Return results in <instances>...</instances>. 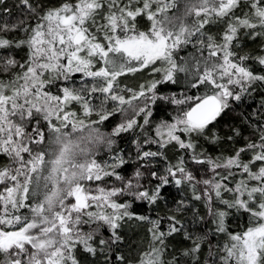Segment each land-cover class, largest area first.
I'll return each instance as SVG.
<instances>
[{
	"label": "snow or ice",
	"instance_id": "obj_1",
	"mask_svg": "<svg viewBox=\"0 0 264 264\" xmlns=\"http://www.w3.org/2000/svg\"><path fill=\"white\" fill-rule=\"evenodd\" d=\"M0 7L10 11L7 0ZM17 7L24 15L16 23L0 22V155L8 159L0 165V264H81V252L104 264H199L205 244L206 264H264V124L245 115L255 131L245 137L233 127L227 141L244 143L226 156L206 155L199 143L225 139L210 126L264 88V47L237 51L242 37L264 45V0H18ZM146 69L151 78L137 89L121 87L120 77ZM164 84L184 91L161 95ZM158 101L175 114L146 130ZM73 105L98 119L80 118ZM117 115L111 133L95 126ZM137 127L145 139L134 141L141 163L130 177L117 171L128 162L118 152L98 162L100 145L111 151L113 136ZM166 150L182 154L172 163ZM160 162L163 170L146 178L142 169ZM189 164L211 176L198 178ZM169 186L190 187L203 201L211 235L188 229L185 201L156 219L132 210L158 205ZM231 210L247 216L241 231L229 230ZM130 220L149 225L147 247L131 259L110 255ZM200 222L194 213L192 223ZM177 236L190 244L169 253Z\"/></svg>",
	"mask_w": 264,
	"mask_h": 264
},
{
	"label": "trees",
	"instance_id": "obj_2",
	"mask_svg": "<svg viewBox=\"0 0 264 264\" xmlns=\"http://www.w3.org/2000/svg\"><path fill=\"white\" fill-rule=\"evenodd\" d=\"M58 0H51V3L55 4ZM18 0H7V7L10 9L9 12H4L3 8L0 7V22H4L5 20L8 23H16L18 18L22 17L24 14L20 8L17 7ZM212 32L216 34V27L212 26ZM264 47L261 44L260 40L257 39L255 41L248 39L247 37L241 38V54L244 52L249 53H258L260 48ZM193 51L191 46H189L184 51L180 52L179 55L187 56L189 52ZM17 57L22 59L23 52H19ZM250 64L254 63L253 61H249ZM255 67L259 70V66L255 65ZM151 77L148 75V70H144L141 72H137L135 74H128L126 76H122L119 78V83L121 87H127L132 89H137L140 84L145 83ZM73 80L76 82V86H79L82 82V77L80 74H75L73 76ZM88 82V81H84ZM159 94L165 96H171L173 94L179 96L184 91V85H173V84H164L159 86ZM193 92H197V90H191L188 92L189 95L193 94ZM126 95H128L126 93ZM94 104H98L99 100H93ZM136 103H139L137 101ZM264 105V88H257L256 91L253 92L251 96L246 97L245 101L241 104H233V107L226 111L215 123L213 127L215 132L225 138L218 144H210L207 141L201 140L199 143L202 145L205 154L211 156H219L224 154L225 156L230 154L233 151L234 147H239L244 141L240 138H237L234 142L227 141L226 137L231 134V130L233 127L240 128L243 136L248 137L252 135L255 131L252 127L249 126V121L245 120V115L249 116L250 120L256 121L258 124H264V108L261 107ZM73 109L77 111L80 118L87 120H96L98 117L96 115H92L91 117H84L83 113L79 109V106L73 105ZM175 106L166 104L163 101H158L156 105L152 106L153 115L150 118V124L145 126L146 130L154 128L156 124H158L161 120H170L171 116L175 114ZM259 113L258 115H253ZM140 123L143 122V116L138 118ZM120 122L119 115L110 118V120L105 121L103 124L95 125L96 127L101 128V130L105 133H111L113 128ZM154 134V133H152ZM112 139L115 141V144L112 146L111 151H109L104 145L99 146V152L96 156L98 162L110 161L112 155L114 153H120L124 155L127 159V163L122 167L117 169L122 175L125 177H130L137 168L139 161L135 160L137 155L136 153V145L134 141L139 140L141 143L145 139L143 132L139 127L135 128L132 131L121 133L119 136H113ZM145 149L156 150L155 145H143ZM169 160L172 163H175L177 158L182 154L179 150H166ZM185 158L187 159V155L185 154ZM8 163L7 157L0 155V165ZM163 162L158 164H154L152 168L142 169L145 171L146 178L147 172L153 170L154 168H159L161 171ZM189 167L198 178H208L211 176V173H203L199 171V169L203 168L202 165H193L189 164ZM103 183V182H98ZM119 183V182H115ZM154 183V181L152 182ZM203 185H199L198 188H202ZM193 192L190 187L182 186L181 188H176L175 186H169L168 190L164 193L165 199L161 200L158 205L148 206L144 205H133L132 210L135 211L138 215H147L152 219H156L157 217H165L167 215L172 214L171 210L175 209L178 205L179 201H185L189 209L188 211L180 214L182 219L187 223V227L194 234H201L202 232L207 231L209 235L214 230L215 225L211 223V218L207 215V209L204 207L203 201H196L192 198ZM194 213H198L199 215L204 216V222L193 224L192 221L194 219ZM166 221H162V227L166 226ZM228 227L230 231H241L243 227L247 224V216L243 213H237L235 210H231V214L228 217ZM149 225L146 222H140L136 220L127 221L122 228L119 230L121 236L123 237L121 245L116 248L114 253L110 255L115 256L118 254H124L128 256L130 259L135 257L140 249L146 248L148 244V236L147 228ZM105 236L108 235L107 230L104 231ZM215 241L216 238L212 237ZM224 242V238H219V243L222 244ZM189 241H183L182 237L177 236L174 239H171L170 247L168 252L171 253L173 250L177 251L179 254L180 251L184 249L185 245H189ZM79 258L81 260V264H104V257L101 256L99 258H93L88 256L86 253H80ZM167 258V253H166ZM209 259V250L208 245L205 244L200 253L199 264H206ZM113 264H120L119 261H113Z\"/></svg>",
	"mask_w": 264,
	"mask_h": 264
},
{
	"label": "rangeland",
	"instance_id": "obj_3",
	"mask_svg": "<svg viewBox=\"0 0 264 264\" xmlns=\"http://www.w3.org/2000/svg\"><path fill=\"white\" fill-rule=\"evenodd\" d=\"M109 186H111V185H109Z\"/></svg>",
	"mask_w": 264,
	"mask_h": 264
}]
</instances>
